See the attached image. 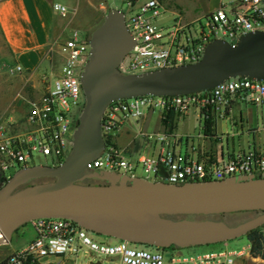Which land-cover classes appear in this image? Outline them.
<instances>
[{"label":"built area","instance_id":"2783aa9c","mask_svg":"<svg viewBox=\"0 0 264 264\" xmlns=\"http://www.w3.org/2000/svg\"><path fill=\"white\" fill-rule=\"evenodd\" d=\"M129 14L124 22L134 42L118 63L121 72H141L197 60L203 47L212 38L234 43L244 32L264 29V0H219L213 9L189 20L173 17L168 24H159V0H123ZM52 8L64 15L68 7L52 2ZM63 53L56 72L43 73L44 88L40 95L28 100L23 116L25 126L13 130L15 120L8 114L0 116V170L5 178L19 166L28 165L33 151L51 156L56 164L67 154L71 133L84 101L80 71L87 60V38L76 29L58 43ZM14 62L9 72L21 71ZM53 76L52 81L49 78ZM264 106V80L233 75L216 85L192 92L174 94L141 93L108 101L100 114L103 145L98 154L86 161L88 170H108L136 176L137 164L148 179L163 178L183 182L223 178L234 174L264 176V145L248 144L244 148L224 149L221 154L197 143H182L173 124H160L146 130L142 120L154 114L160 120L168 113L180 116L192 106L199 111L201 124L188 137L209 135L204 132L206 116H223L231 100ZM172 122V121H171ZM134 123V124H130ZM130 131L123 143L118 133ZM158 141L155 155L142 151L148 139ZM139 144L134 148V144ZM165 175L156 174L158 165ZM153 173V177L149 173ZM34 235L21 247L7 252L0 264H58L69 258L71 264H232V251H205L181 254L179 247L154 245V250L133 247L127 239L115 237L114 242L93 239L87 229L60 216H41L30 220ZM261 230V229H260ZM264 237V230H261ZM153 245V244H152ZM249 243L236 251L248 253Z\"/></svg>","mask_w":264,"mask_h":264},{"label":"water","instance_id":"95a60500","mask_svg":"<svg viewBox=\"0 0 264 264\" xmlns=\"http://www.w3.org/2000/svg\"><path fill=\"white\" fill-rule=\"evenodd\" d=\"M133 42L123 11L116 7L90 29L89 53L79 76L84 101L70 149L55 165L19 166L5 178L0 185V243L17 226L41 216L66 217L87 230L132 242L178 247L224 241L264 224V176L175 183L85 167L103 145L100 114L114 98L203 90L233 75L264 80V29L244 32L234 43L212 38L192 62L121 72L118 63ZM156 174L165 175L161 164ZM237 210L259 212L232 224L192 216Z\"/></svg>","mask_w":264,"mask_h":264},{"label":"crops","instance_id":"0c3cea01","mask_svg":"<svg viewBox=\"0 0 264 264\" xmlns=\"http://www.w3.org/2000/svg\"><path fill=\"white\" fill-rule=\"evenodd\" d=\"M57 1L65 4L68 11L61 15L52 8V2ZM80 1V0H79ZM77 4L74 0H0V39L4 42L12 62L21 66V75L25 80L31 82L32 93L37 95L42 90L43 73L49 71L56 72L61 64L63 53L58 49V43L67 37L73 29L80 28L81 38H87L90 31L91 22L86 19L91 18L89 13L90 0H81ZM98 2V18L109 8L102 0ZM161 12L157 17L159 24H168L173 17L180 20H189L207 12L217 6L219 0H159ZM97 22V23H96ZM78 32V31H77ZM79 34V33H78ZM246 105L264 108V106L248 103L238 98L231 100L226 109L225 115L214 116L212 123V135H199L188 137L195 132L198 124H201L199 111L196 106H192L187 112L180 116H173L172 124L176 135L181 137L182 143H197L205 149L221 154L224 149L244 148L248 144L264 145V127H246L238 130L235 124H242L250 118V109ZM134 124V123H130ZM146 130H154L163 124L154 114H148L142 120ZM192 124L191 129H184V125ZM194 124V125H193ZM223 124V128L221 129ZM227 124L230 128L227 130ZM150 128H147V127ZM244 131L245 140L240 145L234 138ZM123 134L125 142L131 136L130 131L120 132ZM139 143L134 144V148ZM31 233L20 242H11V238H20V233L24 223L17 226L12 232L10 239L3 242L0 253H7L15 248L23 246L33 235L34 230L30 220L28 221ZM247 254V253H246ZM248 255V254H247Z\"/></svg>","mask_w":264,"mask_h":264},{"label":"rangeland","instance_id":"374dc122","mask_svg":"<svg viewBox=\"0 0 264 264\" xmlns=\"http://www.w3.org/2000/svg\"><path fill=\"white\" fill-rule=\"evenodd\" d=\"M77 4H80L82 1L80 0H74ZM102 2L108 6L116 7L122 10L126 16L129 14V11L127 10V4L123 0H102ZM98 2L94 0H90V6H89V13L91 14V18L86 19L87 22H91L90 29L95 25V20L97 19L99 14V10H102L101 8H98ZM96 18V19H95ZM101 18V16H100ZM98 18L97 22L100 20ZM96 22V23H97ZM78 35L80 36V28H77ZM89 32V31H88ZM87 32V37H88ZM13 62L9 56V52L4 44V42L0 39V116L2 114H8L11 116L12 120H15L13 124H10L9 127L13 130L22 129L25 124L23 123V116L26 111L28 100L36 98L40 93L42 92L44 88V84L42 81V90L38 92L37 95H33L31 82L28 80H25L24 77L21 75V71L19 72H9L8 68L10 65H12ZM53 76L49 78L50 81H52ZM42 79V78H41ZM247 108L250 109V118L245 122L243 121L241 126L240 124H235L234 127H236L238 130L243 128V130L246 127H258L263 128L264 127V108L255 107L246 105ZM184 125V129H191L192 124H181ZM194 125V124H193ZM223 128V124H221ZM147 128H150L149 126ZM230 126L227 124V130H229ZM262 131L261 133H263ZM235 140L242 145V142L245 140V133L242 131V133L234 136ZM123 139H125V136L123 134L118 135V141L122 142ZM158 141H154L152 137L148 139L146 142L144 148L142 151L146 155H155L157 153L158 149ZM29 164L33 163H40V164H50L55 165V160L49 156V155H43L41 152L33 151L31 157L28 159ZM14 171V170H13ZM12 171V172H13ZM134 173L137 176L145 175V172L140 167V164H137L134 168ZM149 176L152 178L153 173L150 172ZM259 210H237V211H230V212H221L218 214H209V215H192L193 217H214V218H220L225 220L227 223H236L238 221H241L247 217L253 216L257 214ZM259 229L264 230V224L259 226ZM31 233L30 226L28 225V221L24 223V227L22 229V233H20L19 239H14V237L11 238V242H20L23 241L29 234ZM87 234L92 237L93 239L104 241V242H114L116 241V238L111 235H106L102 233H96L91 230H87ZM247 244V238L246 234H242L233 238L226 239L224 241H216V242H210V243H203V244H194V245H187L183 247H179V251L181 254L189 255V254H197L202 253L205 251H232L230 253V257L232 259V264H264V258L260 256H251L247 255L246 251L241 253H236L238 249L245 246ZM130 246L133 247H139L144 248L146 250H154L155 247L152 244L143 243V242H129ZM3 246V243H0V247ZM172 245L169 246V248ZM6 253H0V259L5 255ZM58 264H71V260L69 258L62 260Z\"/></svg>","mask_w":264,"mask_h":264},{"label":"trees","instance_id":"16d2710c","mask_svg":"<svg viewBox=\"0 0 264 264\" xmlns=\"http://www.w3.org/2000/svg\"><path fill=\"white\" fill-rule=\"evenodd\" d=\"M89 34V32H88ZM162 123L170 126L172 124V115L168 113L165 118H162ZM212 123L213 118L212 116H206L204 118V132L205 133H212ZM5 176L3 172L0 170V185L4 182ZM95 179L87 178L86 182L94 181ZM221 213V212H220ZM218 214V213H215ZM16 229V228H15ZM246 238L249 243L248 253L251 256H260L264 258V237L262 231L257 228L250 229L246 232Z\"/></svg>","mask_w":264,"mask_h":264}]
</instances>
